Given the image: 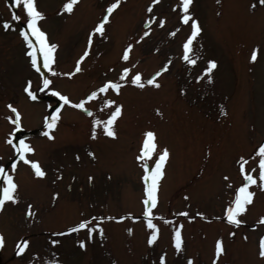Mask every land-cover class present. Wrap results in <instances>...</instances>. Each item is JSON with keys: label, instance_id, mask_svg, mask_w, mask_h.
Returning a JSON list of instances; mask_svg holds the SVG:
<instances>
[{"label": "rangeland", "instance_id": "374dc122", "mask_svg": "<svg viewBox=\"0 0 264 264\" xmlns=\"http://www.w3.org/2000/svg\"><path fill=\"white\" fill-rule=\"evenodd\" d=\"M65 2L37 0L38 10L45 16L39 26L49 42L58 45L53 65L57 73L73 71L89 33L115 0H78L71 13L62 10ZM254 2L193 0L189 11L201 27L193 42L195 65L182 59V45L191 27L180 21L179 8L173 9L179 0H159L152 13L146 11L151 0H121L109 15L104 36L93 35L89 56L81 62L82 71L72 77L53 75L41 62V70L53 81L50 87L73 102L106 80H117L123 67L131 68L129 78L141 72L146 80L168 64L157 77L159 88L146 85L141 89L125 83L119 95L110 91L99 97L122 104L123 114L114 125L116 138L97 129L93 139L91 121L105 119L108 109L102 111L98 100L86 104L93 116L69 105L61 107L59 98L44 89L42 78L30 67L19 35V29L26 28L23 10L0 0V22L10 20L13 11L22 17L13 22V29L0 26V164L10 171L11 163L17 161L14 181L19 196L17 203L6 202L0 210L4 237L0 264H43L49 253H58L62 264H158L162 253L167 254L166 264H187L188 258L193 264H212L217 239L225 245L217 264H264L258 254L264 236V224L258 223L264 217V191L250 187L255 193L253 203L247 206L240 226L234 228L224 217L235 188L243 183L236 161L240 156L248 159L264 142V6L257 3L253 9ZM149 16L157 21L163 18L165 23L160 27L154 22L149 35L140 40ZM171 32L175 35H169ZM129 43L133 48L129 60L123 61ZM257 46L258 59L251 62V51ZM209 60H215L217 66L204 73ZM29 80L37 96L34 101L23 91ZM9 103L20 111L23 129L14 131L6 118L14 119ZM57 107H61L60 118L49 129L54 137L49 139L43 125ZM148 130L156 134L157 153L163 148L170 153L153 209L160 232L152 246L146 243L150 230L142 218L144 170L136 159ZM9 133L13 144L23 139L35 149L26 155L39 162L45 177H35L30 165L17 160L14 148L6 143ZM154 159L155 154L148 163ZM257 159L248 160L245 169L256 168ZM54 193L59 194L55 199ZM28 205L32 216L26 215ZM185 211L195 219L178 215ZM198 212L207 219L197 216ZM101 216L116 218L93 220L103 229L102 236L94 232L89 239L86 229L53 235L66 232L82 219ZM121 216L125 219L120 220ZM179 224L183 225L184 247L177 254L171 236L173 226ZM24 239L29 241L28 249L18 255L17 244ZM51 239L60 243L52 246ZM80 240L85 242L84 248L79 246Z\"/></svg>", "mask_w": 264, "mask_h": 264}, {"label": "snow or ice", "instance_id": "6c2138e0", "mask_svg": "<svg viewBox=\"0 0 264 264\" xmlns=\"http://www.w3.org/2000/svg\"><path fill=\"white\" fill-rule=\"evenodd\" d=\"M6 4L10 7H18L21 8L24 12V23L26 28L19 29V35L23 38V41L26 45V56L29 58L30 67L36 71L42 78V83L44 89H47L52 93L53 96L58 97L61 102V107L63 105H69L73 108L80 109L85 112L88 116H93V112L90 108L86 107V104L90 101L98 100L99 97H104L110 91L119 95L122 87L125 83H130L132 85L137 86L138 88L143 89L146 85H151L159 88L160 84L157 80L162 72L166 71L168 68V64L166 63L159 71L155 72L150 78L144 80L142 79L141 72H135L134 75H131L129 78V73L131 71L130 67H123L119 74L117 80H106L101 86L96 88L95 90L89 92L85 97L80 99L78 102H73L67 95L61 94L60 91L55 88L50 87L53 84V81L45 76L44 72L41 70V62L43 69H46L48 72L53 73V75H63L67 77H72L75 73L82 71L81 62L85 60L86 57L89 56V52L93 42V35L104 36L105 34V24L109 22V15L113 12L114 9L121 3V0H115V2L110 3L106 8V12L100 21L96 24V26L91 30L87 40V46L83 51L82 55L77 59L75 63V67L73 71L66 73H57L53 68V65L56 63L55 54L58 48L56 43L49 42L46 32L41 30L39 26V21L45 18L44 13L38 10L37 0H5ZM78 0H66L63 4V11L71 13L73 11V6L77 4ZM219 3V0H217ZM159 0H151V3L147 6L146 11L148 13H152L153 6L157 5ZM193 0H179L178 5H173V9L175 10L177 7L179 8V19L183 24H189L191 27V33L187 36L184 41L183 48V56L182 59L186 61L189 65H195L197 63V59L193 58V42L198 34L201 32V27L197 19L193 18L192 13L189 11L190 5H192ZM264 6V0H255V2L250 5L251 8H255L256 4ZM21 15L16 14L14 11L12 12V16L10 20H6L0 22V26L4 30H10L14 28V21H21ZM156 22L158 26L163 27L165 20L163 18L157 21L155 16H149L145 21L146 30L139 37L140 40H143L144 37H147L151 32V25ZM178 31V29H177ZM169 35H175V32L169 33ZM138 42V41H137ZM133 48V44L129 43L127 47L123 50L121 59L123 61L129 60L130 51ZM260 52L259 46L254 47L251 51L250 61L256 62L258 59V53ZM170 63V61H169ZM207 67L203 70L204 73H211L214 68H216L217 64L215 60H209L207 62ZM197 80L200 79L199 76L196 77ZM207 79L211 81L212 77L208 76ZM43 90V89H41ZM23 91L27 94V96L31 100H36V92L32 89L31 80L26 82V85ZM98 102L102 105L103 109H108V113L105 119L93 118L91 121V136L93 139L97 137V129H100L103 135L116 138L117 132L114 128V125L119 117L123 114V105L117 103L116 100L111 98H104L102 100H98ZM10 109L11 113L14 114V119L12 117H6L11 124L15 126V129H19L21 127V113L17 110L11 103L7 105ZM61 107H57L54 112L51 113L50 117L45 118V126L48 129H53L56 127L57 122L59 120L58 113L61 110ZM159 113V110L157 109ZM45 135L48 136L49 139H53L50 132H46ZM8 139H6V143L11 145L14 148V152L18 161L23 162L24 164L30 165L34 176L37 178H43L46 176V171L41 167L38 161L28 159L26 154L34 153L35 149L25 140L21 139L19 144H13V140L11 139L12 133L8 134ZM155 154V159L152 164H149L148 161L153 159ZM89 156L95 157V154L92 152L88 153ZM170 153L167 148H163L157 153V142H156V134L151 131H145L143 134L142 145L139 150V155L136 159L141 163V166L144 170L143 182H144V192L145 198L143 200L144 211L143 218L146 220V228L150 230L146 243L149 246H152L158 239V235L160 229L157 223L154 222L155 215L153 209L157 207L158 204V189L159 183L161 179L165 175V165L169 159ZM257 159V167L252 168L250 170L245 169V165L248 163V160ZM76 159H79L77 155ZM238 165V171L243 178V183L240 184L234 190V196L229 201L227 206L224 209V217L226 221L233 226H240L244 223L241 218L243 214L247 211V206L253 203L254 191L250 190L251 186H256L260 190L264 191V142L260 143L256 151L245 159L244 156H240L236 161ZM17 167V161H13L11 163V169L6 170L4 165L0 164V181L3 183L0 184V210L3 209V206L6 202H11L13 204L17 203L19 200L18 196V184L14 181V173ZM258 169V171H257ZM256 175H253V173ZM61 177H57L59 179ZM93 177H89V181H91ZM225 180L228 179L227 176L224 177ZM231 187V185H229ZM59 194L54 193L53 198L55 199ZM187 199V197H185ZM27 216H32L33 212L31 210V205H28ZM178 215H182L187 217L189 220L195 219V217L189 216L188 212H182ZM197 216H200L204 219L203 213H196ZM94 219L105 220V219H116L114 217H96L92 219H82L77 224L72 227H69L66 232L53 233L54 236H63L67 233L79 232L80 230H87L89 239L92 238L94 232H98L101 236L103 235V229L99 224L93 223ZM120 220L125 219V217H119ZM133 219H140V217H134ZM161 220L166 224H171L170 220H166L164 217H160ZM220 219V217H217ZM258 223L264 224V217H261ZM255 227V225H253ZM183 225H174L172 228V236L171 242L172 246L175 249L177 254L183 251L184 247V238L182 235ZM129 233H131L132 229H128ZM230 236H235V232H229ZM247 239V236L244 237ZM49 243L52 246L58 245L60 241L58 239H51ZM4 244V237L0 234V246ZM78 244L81 248L85 247V242L83 240L78 241ZM29 241L27 239L21 240L17 244V254H24L28 249ZM224 245L222 239H217L215 241V257L212 261V264H217V260L224 253ZM259 256L264 258V236L260 238L259 241ZM37 256V254H33ZM166 253H162L158 257V264H166ZM58 253H49L48 259L43 261V257H37L39 260L43 261V264H62L58 258ZM32 264V261L29 262ZM187 264H193L191 258L187 259Z\"/></svg>", "mask_w": 264, "mask_h": 264}]
</instances>
